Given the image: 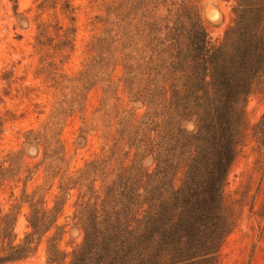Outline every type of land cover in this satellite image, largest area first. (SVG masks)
Wrapping results in <instances>:
<instances>
[{"label":"trees","instance_id":"1","mask_svg":"<svg viewBox=\"0 0 264 264\" xmlns=\"http://www.w3.org/2000/svg\"><path fill=\"white\" fill-rule=\"evenodd\" d=\"M11 1L16 18L30 23ZM197 1H108L76 74L61 64L75 47L77 7L73 0L38 1L33 47L52 81L54 105L25 142L37 155L42 150L48 176L62 172L59 194L52 207L36 199L38 191L27 200L31 230L20 241L18 213L0 215V264L30 256L54 229L48 261L62 264L58 218L64 194L77 187L84 238L70 264H220L239 218L227 197L228 174L244 142L248 97L255 86L264 91V0H236L234 24L220 42L211 39ZM117 67L129 103L145 107L140 116L121 107ZM96 85L103 90L96 109L101 154L66 171L63 122L85 109ZM255 135L264 155V114ZM24 155L18 149L0 161V187L20 172Z\"/></svg>","mask_w":264,"mask_h":264},{"label":"rangeland","instance_id":"2","mask_svg":"<svg viewBox=\"0 0 264 264\" xmlns=\"http://www.w3.org/2000/svg\"><path fill=\"white\" fill-rule=\"evenodd\" d=\"M38 1L17 2L18 11L30 18L28 23L16 18L14 2L0 0V161L14 150L23 149L25 153L20 172L8 180L1 179L0 215L11 209L18 213L17 241L31 230L27 200L38 191L36 199L52 207L59 194L62 173L56 178L48 176L42 150L37 155L27 149L25 142L29 130L41 129L49 120L54 105L52 81L46 78L33 47ZM108 1L112 0H73L77 7V32L74 50L61 64L65 73L76 74L83 68L91 52L90 40L101 29L99 20ZM197 4L211 39L222 41L227 29L234 24L236 0H198ZM210 10L214 17L209 16ZM45 16L52 17V11ZM113 76L117 80L121 107L134 108L138 116L142 115L145 107L140 103L130 104L124 85L118 81L120 67L115 69ZM102 98L101 86H94L88 92L85 109L63 122L59 137L64 147L66 171L75 172L101 154L103 124L96 116V109ZM263 114L264 91L255 86L246 106L244 142L226 185L227 197L236 202L239 218L221 247L220 264H264V155L259 152L255 135V126ZM83 127L85 131H81ZM80 194L78 187L64 194L65 203L58 218L59 246L67 254L62 264H70L73 251L84 238L80 220L76 218ZM54 232L55 229L43 236L33 254L6 264H51L47 245Z\"/></svg>","mask_w":264,"mask_h":264},{"label":"water","instance_id":"3","mask_svg":"<svg viewBox=\"0 0 264 264\" xmlns=\"http://www.w3.org/2000/svg\"><path fill=\"white\" fill-rule=\"evenodd\" d=\"M212 12H211V10L208 12V14H209V16L210 17H214V15L213 14H211Z\"/></svg>","mask_w":264,"mask_h":264}]
</instances>
